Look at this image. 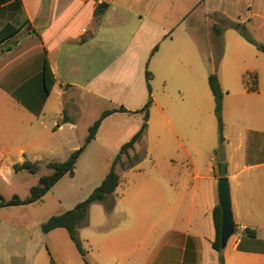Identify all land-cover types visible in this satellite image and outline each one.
<instances>
[{"label":"crops","instance_id":"obj_1","mask_svg":"<svg viewBox=\"0 0 264 264\" xmlns=\"http://www.w3.org/2000/svg\"><path fill=\"white\" fill-rule=\"evenodd\" d=\"M103 3H108V8L99 16L95 12L101 4L96 0H22L23 9L0 12V29L8 21L19 24L29 20L14 44L0 45V99L12 105H6L5 119L0 116L3 130L0 173L5 182L9 180L6 171L12 166L14 169L15 163L11 167L9 164V161L13 163L14 149L21 160L40 161L56 154L67 159L79 148L80 138L75 135L79 120L69 113L71 101L67 97L69 89L80 86L79 83H86L82 86L83 95L90 93L97 101L111 102L115 105L112 109L123 105L129 110L109 114L94 140L104 132L114 114L127 116L126 124L115 129L113 140L112 136L105 137L106 143L122 145L141 128V119L130 118L141 113L139 110L149 99L143 98L133 84L140 62L141 32L147 38L157 27L166 30L173 25V18L181 26L190 10L197 11L196 24L201 22L214 35V25L221 17L246 23L248 32L260 45L234 29L241 39L233 36L236 47H232V61L242 58V70L236 64L242 76L249 71L257 73V90L245 84L235 90L224 88L228 70L224 63L225 50L218 68V78L225 90L221 154L217 159L213 153L198 164L189 158L192 171L182 185L183 195L178 197L182 206L176 220L159 234L150 235L152 248L144 258L137 256L136 248L130 249L125 258L130 256L128 264H220L219 253L212 244L216 238L213 210L219 204L217 161H226L236 230L224 249V264H264V0H105ZM108 18L117 26L109 28ZM193 27L188 26L186 31L193 33L190 29ZM202 27L196 25V29ZM32 30L37 33H31ZM126 33L129 41L122 43L120 35ZM110 34L115 36L113 45ZM46 58L56 82L42 103ZM168 98L173 102L172 96ZM152 105L149 114L154 106L161 108L158 98L153 99ZM160 110V117L173 130L172 118L163 108ZM65 113L68 121L57 125L56 130L49 127L48 117ZM87 135L83 134L81 140ZM161 220H152L153 225ZM125 258L110 257L97 264H124Z\"/></svg>","mask_w":264,"mask_h":264},{"label":"rangeland","instance_id":"obj_2","mask_svg":"<svg viewBox=\"0 0 264 264\" xmlns=\"http://www.w3.org/2000/svg\"><path fill=\"white\" fill-rule=\"evenodd\" d=\"M196 12L190 10L189 17H185L181 26L173 18V25L166 30L157 27L147 38L143 32L140 33V62L133 84L143 98H148L150 75L152 97L159 99L161 108L172 118L173 130L160 117L161 108L154 106L149 114L147 134L136 148L140 156L138 161L130 168L117 166L121 182L114 194L105 201L93 202L89 207L87 222L78 228L84 253L78 249L66 228L58 227L44 232L42 226L50 217L71 210L87 199L102 183L123 145H110L105 137L112 136L113 140L116 137L115 129L126 124L124 120L127 116L114 114L104 132L100 133L98 139H93L81 154L74 173L64 175L41 199L28 204L0 207V264H97L110 257L125 258L132 248H136L137 256L142 259L152 248L150 235L159 234L166 225L176 220L182 206L178 197L183 195L182 185L188 181L186 175L192 171L189 158L198 164L213 153L217 159L221 154L219 146L223 142H220V123L209 76L213 73L218 75L225 50L224 63L228 70L224 88L235 90L240 85H249L246 73L243 76L242 71L238 73L236 64L242 70V58L232 61V47H236L233 36L241 39L238 32L222 25L221 17L217 25L223 28L222 35L215 31L214 35L208 28H203L201 22L200 25L196 24ZM163 19L158 17V20ZM108 20L109 28L117 26L112 18ZM194 25L190 28L193 33H188V26ZM196 25L203 29H196ZM120 36L122 43L129 41V34ZM114 38L110 34V45L114 44ZM79 84L69 89L67 97L72 100L67 99L71 101L68 103L69 113L79 120L75 135L80 138L78 144L81 147L85 141L81 140V136L88 134L89 127L100 118L103 110L112 109L115 105L108 101H97L90 93L83 95L82 86L86 83ZM221 87L224 98L225 90ZM168 95L174 98L173 102L168 100ZM6 105L12 106L0 99L2 119H5ZM63 117L64 114L48 117L46 121L50 128L56 130ZM130 118H139L143 122L144 112ZM222 124L224 127L223 112ZM2 132L0 129V134ZM8 144L12 146V142ZM122 159L127 160V157L124 155ZM23 160L19 159L14 149L10 167ZM64 160L66 157L61 155H48L40 160L36 173L27 170L16 172L12 166L6 171L7 182L0 173V196L6 200L14 195L28 197L31 187L39 183L40 177L52 172L48 162ZM159 218L162 220L153 225L152 220ZM129 260L130 256L123 263L128 264Z\"/></svg>","mask_w":264,"mask_h":264},{"label":"trees","instance_id":"obj_3","mask_svg":"<svg viewBox=\"0 0 264 264\" xmlns=\"http://www.w3.org/2000/svg\"><path fill=\"white\" fill-rule=\"evenodd\" d=\"M8 0H0V12H6L7 10L15 11L18 7L23 9L22 0H13L11 3L6 4ZM6 4V5H4ZM108 8V3H103L98 6L95 14L97 16L101 15ZM222 22V25H226L227 28H233L238 30L248 41L260 45L252 35L247 30L246 23L236 22L228 18L219 19ZM29 23V20H26L24 23L16 24L12 21H8L4 24V26L0 29V45L6 44L8 46L12 45L16 41V36L19 32L24 28L26 24ZM224 27V28H225ZM223 28H219L217 24H215V32L220 34L222 33ZM31 33H37L35 30H32ZM157 46L154 48L156 51ZM43 79H44V92L42 95V103L46 99V97L50 94L56 80L54 77V73L51 69V66L48 62V59H45L44 70H43ZM247 78L248 88L252 90H257V79L258 75L256 72H247L245 74ZM151 79L150 75H148V90H149V99L146 104L139 111L144 112V121L141 128L128 140L124 143L116 155L113 165L109 173L103 179L102 183L94 189V191L89 195L87 199L79 202L73 209L68 210L62 214L54 215L50 217L45 223H43L44 232H49L58 227L66 228L70 234V237L77 245L78 249L84 253L83 246L78 237V228L84 225L88 219L89 207L93 202L97 201H105L109 196H112L119 186L121 182L120 175L117 171V166H121L123 168L132 167L139 159V153L136 152L137 144L143 139L148 130V121H149V108L152 105L153 97H152V89L149 80ZM209 83L211 86V90L216 99V114L220 123V142L224 141L223 135V124H222V112H223V90L221 87V83L219 81L217 74H211L209 76ZM116 111H129L123 105L118 108L105 110L100 118H98L90 127L88 135L84 141V144L76 149L65 161H51L48 162V167L52 170V172L48 175H43L39 179V183L33 187H31L30 195L26 198H21L18 195H14L11 199L6 200L1 196L0 207L3 206H14L21 204H28L35 202L41 199L45 194H47L52 187L66 174H73L76 163L84 152L88 144L96 137L97 132L101 126L102 121L111 113ZM69 118L64 114L62 122L68 121ZM60 125V123H58ZM133 152V154H131ZM127 157V160H123V156ZM39 162L40 161H31L29 159H25L23 162H18L14 164V170L16 172L21 170H27L30 173H36L39 170ZM213 218L214 224L216 228V238L213 241V247L219 253V262L220 264H224V249L221 247L220 236H221V226H222V209L220 204H217L213 210ZM251 235H255V232L252 230H248Z\"/></svg>","mask_w":264,"mask_h":264},{"label":"water","instance_id":"obj_4","mask_svg":"<svg viewBox=\"0 0 264 264\" xmlns=\"http://www.w3.org/2000/svg\"><path fill=\"white\" fill-rule=\"evenodd\" d=\"M263 49V47H260ZM218 198L222 209V226L220 242L221 247L225 248L229 238L235 233L236 223L233 216L230 182L227 176V162H218Z\"/></svg>","mask_w":264,"mask_h":264},{"label":"built area","instance_id":"obj_5","mask_svg":"<svg viewBox=\"0 0 264 264\" xmlns=\"http://www.w3.org/2000/svg\"><path fill=\"white\" fill-rule=\"evenodd\" d=\"M99 4H102L105 0H96Z\"/></svg>","mask_w":264,"mask_h":264}]
</instances>
